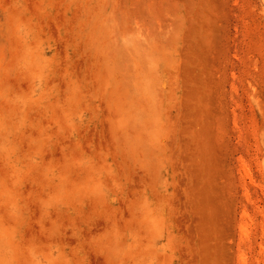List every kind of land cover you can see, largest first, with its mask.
<instances>
[{
    "label": "rangeland",
    "instance_id": "rangeland-1",
    "mask_svg": "<svg viewBox=\"0 0 264 264\" xmlns=\"http://www.w3.org/2000/svg\"><path fill=\"white\" fill-rule=\"evenodd\" d=\"M0 264H264V0H0Z\"/></svg>",
    "mask_w": 264,
    "mask_h": 264
}]
</instances>
